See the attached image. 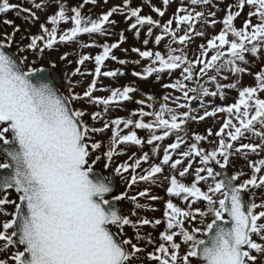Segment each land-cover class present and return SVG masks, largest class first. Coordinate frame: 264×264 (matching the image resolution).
I'll return each instance as SVG.
<instances>
[{
    "label": "snow or ice",
    "instance_id": "6c2138e0",
    "mask_svg": "<svg viewBox=\"0 0 264 264\" xmlns=\"http://www.w3.org/2000/svg\"><path fill=\"white\" fill-rule=\"evenodd\" d=\"M28 3L0 0V15L13 11L25 24H39L38 33L26 28L17 40L21 26L4 19L12 31L0 34V264H144L145 259L150 264H264V197L257 202L256 191L264 188V66L253 74L247 59L264 57V0H234L226 8L214 0H180L166 21L162 18L171 0H161V7L146 0L161 19L141 14L144 5L133 7L132 0H121L95 18L83 9L97 0L75 6L67 0ZM245 7L246 18L238 27L235 21ZM48 8L55 10L41 22L38 11ZM218 11L225 13L222 18ZM116 14L124 15L128 28L115 42H99L97 37L112 34ZM217 24L221 29L209 37L206 28ZM144 28V50L131 48L139 59H120L113 50L127 41L125 31L139 39ZM83 35L89 42L80 39ZM165 38L166 51L147 47L151 41L158 48ZM195 38L205 42L190 58L188 46ZM64 44L100 49L94 55L80 51L75 61L68 51L58 57L76 65L70 76L65 73L67 94L55 81L56 60L44 58L47 50ZM108 60L121 66L147 60L141 71L131 73L141 80L154 76L159 82L163 74L171 77L178 71L179 77L162 87L182 96L166 92L157 102L135 83L98 87L101 78L126 74L121 68L102 71ZM86 62L94 63V69L83 70ZM225 72L234 77L231 82H222L229 80ZM245 73L254 75L253 85H241ZM78 75L92 77L82 92L75 91L81 81L71 79ZM233 89L237 96L232 103L205 102H223ZM102 90L109 94H95ZM135 94L142 98L135 99ZM78 102L99 110L75 107ZM124 102L137 107L125 109ZM112 109L127 115L113 118ZM208 117L217 118L218 129L209 127L206 134L189 130L190 122ZM138 130L146 135L141 137ZM98 135L104 139H96ZM166 139L172 142L161 143ZM133 146L139 154L128 155ZM121 155L127 159L116 164ZM233 157L245 160L248 178L241 179L246 175L242 169L226 171ZM101 165L107 175L98 170ZM113 174L125 185L118 194ZM141 182L148 186L130 194ZM153 185L164 187L167 196L162 218L141 215L158 209L139 198L164 199L152 193ZM124 200L133 205L127 213L118 206ZM162 223L159 243L141 231ZM126 228L133 230L131 236Z\"/></svg>",
    "mask_w": 264,
    "mask_h": 264
},
{
    "label": "rangeland",
    "instance_id": "374dc122",
    "mask_svg": "<svg viewBox=\"0 0 264 264\" xmlns=\"http://www.w3.org/2000/svg\"><path fill=\"white\" fill-rule=\"evenodd\" d=\"M11 2H13V3H22L23 2L25 6H29L28 0H11ZM81 2H82V0H67V3L69 4V6H75ZM188 2H189V0H184V3L187 4ZM233 2H234V0H222V2H221V0H214V3H219L220 8H226V6L228 4L233 3ZM120 3H121V0H107V3H105L104 0H97V5H95V6L92 4L85 5L83 12L86 15L90 14L93 18H95L97 15L102 14L103 12H105L109 8H111L112 6L118 5ZM141 4L144 5L143 11L141 14H145V15L150 14L153 16V18L161 19L160 17L157 16L156 13L151 11V8L146 3V0H132V6L133 7L139 6ZM151 4H153L157 7L162 6L161 0H151ZM179 4H180V0H171L170 6H169L165 16L162 18V21H166L169 17H171L173 15V13L175 12L176 8L179 6ZM54 10H55V8H48L46 11H38L37 14L40 16V21L43 22L45 20L46 15L50 14ZM247 12H248V8L245 7L241 16L239 18H237V20L235 21V24L238 27L242 25L243 20L246 18ZM224 14L225 13L223 11H218L217 17L222 18ZM4 19L14 20L16 24H19L21 26V33H17V40H19L20 36L24 34V30L26 28L30 27V31L32 34H36L39 31V24L38 23L35 25H31V26L28 24H25L21 18H18L17 14L15 12L9 11L8 13L4 14L3 19L0 23L1 34H3L4 32H11L12 31V29L9 26H7L3 23ZM112 19H115L117 21L115 28L112 29V34L110 36L104 37V38L97 37V40L99 42H104L105 40H107V42H110V43L115 42L119 39L118 33L121 30L128 28L129 21L125 20L124 15L116 14L112 17ZM62 26H66V25H62ZM221 27H222L221 24H217L215 27L208 26L206 28L208 36L210 37L211 35L217 33L221 29ZM154 33L158 34L159 29H154ZM125 35L128 38L127 41L121 45L120 49H116L113 51L115 52V54L120 59H128V60L139 59V57L136 53L131 52V48L132 47H140L142 50H144V46L142 44V41L146 36V28L141 29V36L139 39H137L135 37V35L132 31H125ZM80 39L84 42H89V38L87 37V35L81 36ZM167 42H168V39L165 38V41L162 42V44L159 45L157 48V46H155L150 41V43L147 47L153 48L154 50L166 51L165 44ZM203 42H205L204 39L195 38V42L189 44L188 54H189L190 58L192 57L193 53L196 52L197 45L200 43H203ZM176 46L177 45H175V44L173 45V47H176ZM122 49H129V51L127 53H125ZM65 51L70 52L71 55H70L69 59L75 61L78 58L77 53L80 51L94 55L98 51H100V49H97L94 47H90L87 49H79L76 44H64V45H59L57 47V49H55V50H47L46 52L48 53L49 57L52 60H56L57 64H59L63 68L65 73H68L70 76L71 72L76 67L75 63L67 64V62H62L58 59V57ZM28 56H29L30 60L33 59L32 53H28ZM247 59L250 61V71L253 74L255 72L259 71L262 66H264V57L256 58L255 62H252L253 57L251 55H248ZM105 63L107 65V68L102 69V71L103 70H112L115 68H121V70L126 74L123 76H120L116 79L109 78V77L101 78V82L98 85V87H101V88L107 87V86L119 87V86H122L125 84L135 83V84L139 85V87L142 89V91L144 93L154 95L156 97L157 102H162V97L166 92L170 93L171 96H173V97L180 95V92L178 90L165 89L162 87V85L164 83H170L172 80L178 78L179 77L178 71L173 72L171 77H169L166 73L163 74L162 79L159 82H157V81H155L154 76L147 79V80H141L139 78L133 77L131 74L133 70L141 71L142 68L147 65V63H148L147 60H142L139 65L129 63L125 66H121L117 62H114L111 60H108ZM81 67L83 70H92V69H94V63L86 62L85 66H81ZM224 75L229 76V80H227V81L222 80V82H224V83L231 82V80L234 79V77H232L230 73L225 72ZM71 79L73 81H75V80L81 81V84L78 87H76L75 91L82 92L86 88L87 84L91 82L92 77L90 75H87V76H79L78 75L76 77H71ZM254 83H255L254 75H249V74L245 73L241 78V85L242 86H249V85H253ZM209 87L211 90H215L214 85H209ZM95 94L98 96H107L109 93L107 91L102 90V91H97ZM236 96H237L236 90H234V89L233 90H227V99H225L223 102L219 98H205V102L208 103L209 105H211V103L227 104V103L234 102V98ZM140 98H142L140 94H135V99L138 100ZM143 98L147 99L146 96H144ZM169 105L172 107H175V104L172 102V100H169ZM74 106L75 107L84 106V107H87L89 111L99 110V108L97 106H89V105L83 104L82 102H78ZM157 106H158V104H157ZM136 107H137V105L134 102H124L123 103V108L128 109V110H133ZM193 107L198 108L199 103L193 102ZM145 110L150 111L151 109H148L145 106ZM111 115L113 118H115L116 116H126L127 112L124 110H121V109H112ZM97 126H99V125H97ZM209 127L213 128L214 130L218 129L219 123L217 122V118L208 117L204 121L190 122L188 124V128L190 131L198 132L200 134H206V129H208ZM107 135L110 136V132ZM138 135H140L141 137L145 136L146 135L145 130H138ZM96 139H104V137L98 135V136H96ZM210 139H215V138L210 137ZM171 142H172V140L166 139L165 141H163L161 143L167 144V143H171ZM201 143L205 148L211 149V145L207 141H202ZM149 148H150V146H145L144 150L148 151ZM132 152H138V147L133 146V147H129L127 149L128 155H130ZM138 154H139V152H138ZM250 158L256 159L258 157H256L254 154H250ZM126 159H127V155L117 156V157H115V163L118 164V163H120ZM198 163H199V161L197 159L193 162L194 166L198 165ZM114 166L115 165H113V167ZM145 167H147V165H145ZM232 167H233L234 171L241 170V169L244 171V173L246 175L241 177V179L248 178V176H250V174H251V170H250V168H248L245 160L240 158V157H233L232 158ZM188 179L191 180V177H189ZM120 184H121V191H124L125 185L122 183L121 180H120ZM146 186H148V185L141 182L138 186L134 187L131 190L130 194H135L137 191L142 190ZM165 187H166V185H165ZM151 190H152L153 194L159 195V196L163 197L164 199L160 200V201H156V202H149V201H146L144 198H139L141 203H151L154 208L158 209L157 211H143V212H141V215L147 216L150 219L151 218H162L163 217V211H164V200L167 199L164 187L153 185V186H151ZM256 191H257V202H259V199L261 197H264V188L256 190ZM11 198L15 199L16 194L12 192ZM176 202L182 203L180 201H176ZM132 207H133L132 203L128 200H126L123 203V208H124L125 213H127ZM8 210L11 211L12 209L9 208ZM0 219H3V216H0ZM164 226L165 225L163 223L161 225H158L155 229H153L150 226H144V228L141 231L143 234L151 233L153 238H157V243H159L158 235H159V232L164 229ZM125 231L128 232L129 236H131L133 234V230L131 228H126ZM148 250L150 251L151 248H149ZM140 255L143 257L144 253H141ZM137 264H138V262H137ZM144 264H150V262H148L145 259Z\"/></svg>",
    "mask_w": 264,
    "mask_h": 264
},
{
    "label": "water",
    "instance_id": "95a60500",
    "mask_svg": "<svg viewBox=\"0 0 264 264\" xmlns=\"http://www.w3.org/2000/svg\"><path fill=\"white\" fill-rule=\"evenodd\" d=\"M3 16H4V14L3 15H0V23H1L2 19H3ZM0 34H1V32H0ZM12 50L15 51V48L13 47ZM44 58L52 60L49 57V55H48L47 52H45ZM55 81H56L57 86L60 88V91L63 92L64 94H67L68 79L65 77V71L63 70V68L59 64H57V68L55 69ZM206 149H208V148H206ZM208 150H210V149H208ZM216 167L219 170L218 166H216ZM98 170H102V165L101 166H98ZM102 171H103V174L104 175H107L108 174V171L107 170H102ZM226 171L229 174H231L232 172H234L233 167H232V161H231V164L229 165V167L226 169ZM113 182H114V194H118L119 192H121V184H120V179L118 177H116L114 174H113ZM13 193H15V192H13ZM125 201L126 200L121 201L118 204V206L121 209H123V210H124L123 203Z\"/></svg>",
    "mask_w": 264,
    "mask_h": 264
},
{
    "label": "trees",
    "instance_id": "16d2710c",
    "mask_svg": "<svg viewBox=\"0 0 264 264\" xmlns=\"http://www.w3.org/2000/svg\"><path fill=\"white\" fill-rule=\"evenodd\" d=\"M179 96H182V93H180V95ZM181 102H183V101H181ZM197 160L199 161V158H197Z\"/></svg>",
    "mask_w": 264,
    "mask_h": 264
}]
</instances>
